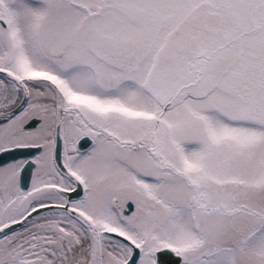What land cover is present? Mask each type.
I'll use <instances>...</instances> for the list:
<instances>
[{"label": "snow or ice", "instance_id": "1", "mask_svg": "<svg viewBox=\"0 0 264 264\" xmlns=\"http://www.w3.org/2000/svg\"><path fill=\"white\" fill-rule=\"evenodd\" d=\"M0 264H264V0H0Z\"/></svg>", "mask_w": 264, "mask_h": 264}]
</instances>
